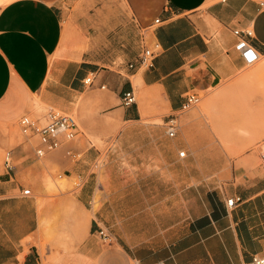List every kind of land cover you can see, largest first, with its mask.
Here are the masks:
<instances>
[{
  "label": "crops",
  "instance_id": "obj_1",
  "mask_svg": "<svg viewBox=\"0 0 264 264\" xmlns=\"http://www.w3.org/2000/svg\"><path fill=\"white\" fill-rule=\"evenodd\" d=\"M125 1L133 20L147 30L142 44L161 46L152 68L136 65L101 73L83 55L51 67L62 37L63 1L0 0V122L25 112L33 94L69 110L86 92L84 79L91 75L88 85L106 89L103 106L113 117L140 120L137 101L124 107L119 95L130 88L146 89L160 95L165 122L180 111L186 94L239 85L244 64L234 50V29L251 30L248 41L264 57V0ZM133 79L139 81L137 87ZM10 154V168L0 170V264H245L253 254L264 253V145L242 154L217 178L173 182V191L169 181L146 182L156 186L145 191L139 204H133L128 192L122 211L116 210L121 202L113 190L105 191L100 206L92 210L98 182L96 176L88 177L73 198L74 217L68 219V233L75 238L67 250L49 246L44 255L37 242L48 208L39 209L32 195L44 186L43 163L34 148L19 146ZM94 154L98 157L101 151ZM47 155L64 167L75 158L61 148ZM78 176L85 178L83 172ZM25 188L31 195L22 193ZM232 197L241 201L228 207ZM100 228L111 235L109 242L100 239Z\"/></svg>",
  "mask_w": 264,
  "mask_h": 264
},
{
  "label": "rangeland",
  "instance_id": "obj_2",
  "mask_svg": "<svg viewBox=\"0 0 264 264\" xmlns=\"http://www.w3.org/2000/svg\"><path fill=\"white\" fill-rule=\"evenodd\" d=\"M62 1V37L51 57V67L54 63L80 59L83 55L101 73L119 72L136 58L142 42L147 40V30L133 20L125 0ZM240 75L241 82L232 89L197 92L199 102L179 114V131L173 138L164 134L160 95L146 89H134L141 119L131 122L113 117L105 110L102 93L106 89L88 84L86 92L70 104L69 110L46 102L41 93L36 96L38 104H33L35 97L31 96V105L22 114L43 124L48 110L53 108L72 114L79 127L76 137L64 140L61 146V150L77 153L75 158H69L67 166H61L58 161L50 162L48 155L40 158L44 186L37 193L32 191V195L37 196L39 209L48 208L41 219L37 242L41 254L44 255L49 246L67 250V245L75 238L68 233V219L74 217L73 198L88 177L96 176L98 182L92 210L100 206L105 191L113 190L121 202L116 205V210L122 211L128 192L132 191V201L136 202L133 204H139L145 191L156 186L146 182L169 181L168 187L173 191V182L203 181L210 175L217 178L242 154L263 147L264 57L253 65L244 66ZM18 117L10 122H0V135L3 136L1 171L5 169L7 152L19 146L35 148L38 143L36 137H27L20 132ZM181 150L186 151V157H179ZM95 151H101L100 156L96 157ZM84 154L88 156L84 157ZM82 172L85 178L78 176ZM54 181L64 185L48 188V182ZM158 186L162 190L164 184ZM60 197H67V202L62 203ZM73 226L77 227L78 222L75 221Z\"/></svg>",
  "mask_w": 264,
  "mask_h": 264
},
{
  "label": "built area",
  "instance_id": "obj_3",
  "mask_svg": "<svg viewBox=\"0 0 264 264\" xmlns=\"http://www.w3.org/2000/svg\"><path fill=\"white\" fill-rule=\"evenodd\" d=\"M155 23L159 22V19H155ZM233 34L237 40L234 43V50L238 53L243 61L244 66H250L255 64L261 57V52L257 50L248 41L251 37V30L234 29ZM161 46L157 42L152 44H142V48L136 57L135 61L127 64L128 68H134L136 65H140L145 68H152L154 66V59L160 53ZM264 50V45H263ZM93 75L84 79V83L91 84L93 81ZM104 88V86H101ZM120 103L124 107L132 106L136 103V96L132 88L122 91L119 95ZM198 93L191 92L185 95L184 101L181 104L180 111L171 115L165 122V134L169 138H173L177 135L179 130L178 117L179 114L196 106L199 102ZM20 132L27 137H36L37 145L34 148L35 154L38 158L45 157L49 152L61 148L64 140H73L79 133V127L75 117L72 114L57 110L49 109L46 114V121L40 124L39 121L30 115L22 114L17 119ZM67 155L75 157L76 154L70 150L66 151ZM185 151H180L179 156L183 157ZM4 166L10 168L11 166V154L6 153L4 160ZM24 195H31V190L25 188L22 190ZM241 201L240 197H232L227 199L226 204L228 207H233ZM98 235L103 242H109L111 235L103 228L98 230ZM131 264H139L137 261H133ZM153 264H164L162 261ZM245 264H264V253H255L251 259Z\"/></svg>",
  "mask_w": 264,
  "mask_h": 264
},
{
  "label": "bare ground",
  "instance_id": "obj_4",
  "mask_svg": "<svg viewBox=\"0 0 264 264\" xmlns=\"http://www.w3.org/2000/svg\"><path fill=\"white\" fill-rule=\"evenodd\" d=\"M133 84H134L135 87H137V86L139 85V81H138L137 79H133ZM33 96H34L35 98L32 99V100H33L32 103L37 105V104H38V103H37L38 100L36 99V95L33 94ZM30 105H31V104H30ZM36 107H37V106H36ZM45 185L47 186V184H45ZM63 185H64V183L61 182V181H57V182H55V181H54V182H48V188L55 187V188L57 189V188H59V187H62ZM46 189H47V188H46ZM46 189H45V190H46ZM46 192H47V191H46ZM49 192H50V191H49Z\"/></svg>",
  "mask_w": 264,
  "mask_h": 264
}]
</instances>
